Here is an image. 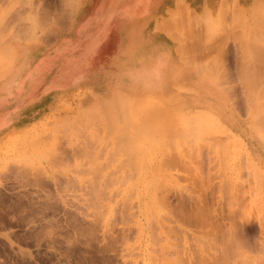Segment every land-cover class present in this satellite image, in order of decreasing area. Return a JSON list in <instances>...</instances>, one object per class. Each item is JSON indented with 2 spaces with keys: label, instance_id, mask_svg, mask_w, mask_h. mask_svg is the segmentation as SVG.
Here are the masks:
<instances>
[{
  "label": "rangeland",
  "instance_id": "374dc122",
  "mask_svg": "<svg viewBox=\"0 0 264 264\" xmlns=\"http://www.w3.org/2000/svg\"><path fill=\"white\" fill-rule=\"evenodd\" d=\"M254 4L0 0V264H264Z\"/></svg>",
  "mask_w": 264,
  "mask_h": 264
},
{
  "label": "bare ground",
  "instance_id": "6f19581e",
  "mask_svg": "<svg viewBox=\"0 0 264 264\" xmlns=\"http://www.w3.org/2000/svg\"><path fill=\"white\" fill-rule=\"evenodd\" d=\"M261 3H262L261 0H255V4L253 5V7L251 6L252 11L254 10L255 13H256V11H257V14L254 13V15H255L256 17H253V20L256 18V20L258 21V23H257V21H253V22H255L256 24H259V19H260V18L257 19V17H258V16L261 17V14H262V13H263L262 15H264V11H260V10L264 7V4H263V5H260ZM185 4H186V3H185ZM251 4H252V3H251ZM223 5H225V4H223ZM258 5H260V6H258ZM221 6H222V5H221ZM231 6H234V5H231ZM231 6H230V7H231ZM262 6H263V7H262ZM205 9H206V8H205ZM225 9H226V8H225ZM225 9H224V10H225ZM232 9H233V8H232ZM256 9H257V10H256ZM259 9H260V10H259ZM203 10H204V8H203ZM234 10H237V11H238V9H236V8H235ZM234 10H233V11H234ZM258 10L261 12V14H260V12H259V14H258ZM237 11H236V12H237ZM203 12H204V13H202V14H203L202 17H207V18L210 17L211 14L208 13L209 11H207L206 13H205V11H203ZM233 13H235V12H233ZM219 16H221V15H219ZM239 16H240V15H239ZM239 16H238V18H239ZM262 18H264V16H262ZM262 18H261L262 21L260 20V23H262V22L264 21V19H262ZM205 20H206V19H203L204 22L207 21V20H206V21H205ZM210 20H211V19H210ZM210 20L207 21V22H209V23H207V25H206V23H204V24H205L206 26H208L209 24H212V21H210ZM217 21L220 22V18H218ZM237 22H238V24H240L239 21H237ZM242 22H243V20H242ZM242 22H241V24L243 25ZM238 24H236V25H238ZM241 24H240V25H241ZM263 24H264V23H263ZM209 26H210V25H209ZM249 27H250L249 25H245V30L247 29V34H248V36L251 35V34H250L251 31H249ZM261 27L263 28V26H261ZM209 29H210V28H209ZM211 29H212V28H211ZM258 29H259V28H258ZM240 30H241V29H240ZM240 30H239V32H240ZM250 30H251V29H250ZM242 31H243V30H242ZM240 34H241V32H240ZM249 34H250V35H249ZM91 36H92V35H91ZM248 36H247V37H248ZM252 36H253V35H252ZM89 37H90V36H89ZM253 37H254V36H253ZM253 37H252V38H253ZM257 37H259V36L257 35ZM248 39H249V38H248ZM246 42H247V40H246ZM247 43H248L249 47L252 46V45H250L251 43H249V42H247ZM180 45H181V44H180ZM178 47H179V45H178ZM249 47H248V48H249ZM243 48H244V47H243ZM257 48H258V47H257ZM260 48H261V47H260ZM260 48H259V49H260ZM262 48H263V47H262ZM262 48H261V49H262ZM174 49H175V48H174ZM176 49L178 50V48H176ZM252 49H253V48H252ZM252 49H251V50H252ZM253 50H255V49H253ZM244 51H245V50H244ZM263 51H264V50H263ZM250 52H251V51H250ZM254 52H255V51H254ZM245 53H246V52H245ZM259 53H261V51H260ZM255 55L258 56L257 54H255ZM261 55H262V54H261ZM246 56H247V55H246ZM246 56H245V57H246ZM181 58H182V57H181ZM181 58H180L179 60H181ZM259 58H260V57H259ZM261 58H262V57H261ZM182 59H183V58H182ZM251 60H252V59H251ZM257 60H258V59H257ZM260 60H261V59H260ZM244 61H245V60H244ZM244 63H245V62H244ZM249 65H250V63L246 66L247 69L250 68V67H248ZM253 65H254V64H253ZM171 66H172V65H171ZM174 66H175V65H174ZM258 66H259V65H258ZM259 67H260V66H259ZM173 69H174V68H173ZM258 70H259V68H258ZM258 70H257V71H258ZM252 72L254 73V70H253ZM259 72H260V71H259ZM245 73H246V72H245ZM243 74H244V73H243ZM255 74H256V72H255ZM245 75H246V74H245ZM257 75H260V74H257ZM243 76H244V75H243ZM248 76H249V74H248ZM244 77H245V76H244ZM245 78H246V77H245ZM249 78H250V76H249ZM255 78H256V76H255ZM261 78H262V76H260V81H262ZM251 79H252V78H251ZM256 79H257V78H256ZM258 79H259V78H258ZM249 80H250V79H249ZM247 81H248V79L246 78L245 83H246ZM254 81H255V79H254ZM245 83H244V84H245ZM248 83H249V81H248ZM255 84H256V82H255ZM253 85H254V83H253ZM245 86H246V85H245ZM251 86H252V85H251V83H250V86H249L250 89H251ZM253 87H255V86H253ZM262 90H263V89H262ZM253 96H254V95H253ZM257 98H258V97H257ZM258 101H259V100H258ZM256 105H257V104H256ZM261 108H262V107H261ZM258 111H259V109H256V113H257V114L260 113V111H259V112H258ZM261 111H262V110H261Z\"/></svg>",
  "mask_w": 264,
  "mask_h": 264
},
{
  "label": "crops",
  "instance_id": "0c3cea01",
  "mask_svg": "<svg viewBox=\"0 0 264 264\" xmlns=\"http://www.w3.org/2000/svg\"><path fill=\"white\" fill-rule=\"evenodd\" d=\"M62 68H63V69H61V70H63L62 73L66 72V71L69 70V69H72L70 63H67V65H65V66L62 67ZM41 71H43V67H42V70H41ZM62 73H60V74H62ZM69 80H70V79H64L62 76H56V78H55V83L60 84L61 81H66V82H68Z\"/></svg>",
  "mask_w": 264,
  "mask_h": 264
}]
</instances>
